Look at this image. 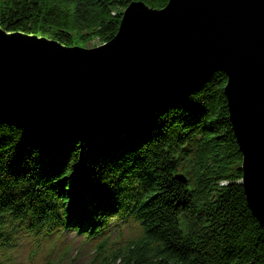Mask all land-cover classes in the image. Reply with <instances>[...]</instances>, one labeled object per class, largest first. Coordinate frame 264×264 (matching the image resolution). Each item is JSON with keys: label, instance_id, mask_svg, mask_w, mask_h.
<instances>
[{"label": "trees", "instance_id": "trees-1", "mask_svg": "<svg viewBox=\"0 0 264 264\" xmlns=\"http://www.w3.org/2000/svg\"><path fill=\"white\" fill-rule=\"evenodd\" d=\"M133 1L169 0H0V27L88 47L115 37ZM226 82L218 71L184 100L84 140L0 124V264L23 237L66 231L101 239L91 264H264ZM130 225L126 245L109 244Z\"/></svg>", "mask_w": 264, "mask_h": 264}, {"label": "water", "instance_id": "water-1", "mask_svg": "<svg viewBox=\"0 0 264 264\" xmlns=\"http://www.w3.org/2000/svg\"><path fill=\"white\" fill-rule=\"evenodd\" d=\"M218 71L241 184L264 228V0L133 1L115 37L94 47L0 27V124L93 138L184 100Z\"/></svg>", "mask_w": 264, "mask_h": 264}, {"label": "rangeland", "instance_id": "rangeland-1", "mask_svg": "<svg viewBox=\"0 0 264 264\" xmlns=\"http://www.w3.org/2000/svg\"><path fill=\"white\" fill-rule=\"evenodd\" d=\"M101 43L94 40L88 47L98 46ZM21 256L17 257L14 264H91L94 258V249L83 244L81 239H76L73 235L68 236L65 242H59L54 247H47L44 254H36L31 257L33 247L25 244L22 248Z\"/></svg>", "mask_w": 264, "mask_h": 264}]
</instances>
